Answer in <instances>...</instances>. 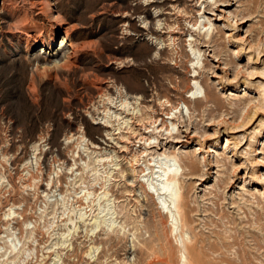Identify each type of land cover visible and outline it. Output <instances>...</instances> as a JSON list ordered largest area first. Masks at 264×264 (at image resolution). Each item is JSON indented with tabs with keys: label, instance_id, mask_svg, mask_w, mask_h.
<instances>
[{
	"label": "rangeland",
	"instance_id": "obj_1",
	"mask_svg": "<svg viewBox=\"0 0 264 264\" xmlns=\"http://www.w3.org/2000/svg\"><path fill=\"white\" fill-rule=\"evenodd\" d=\"M30 1L0 0V264H180L187 233L171 232L163 198L141 182L150 172L144 142H154L148 119H165L172 131L167 117L181 111L175 132L186 135L190 124L196 136L167 145L176 156L170 164L187 174L185 156L211 162L203 180L183 175L179 182L193 183L190 202L200 207L193 227L230 260L264 264V0H230L203 17L204 0H166L159 10L149 5L155 0H56L85 46L69 66L29 50L21 33L27 22L51 33L49 16L32 11ZM124 13L137 29L123 25ZM149 15L159 24L145 21ZM149 26L158 28L157 40L137 32ZM157 50L163 55L156 59ZM96 76L148 89L109 135L96 129L107 117L93 90ZM206 82L218 99L201 109L183 102L192 91L202 97ZM250 100L261 105L247 114ZM245 114L247 124L236 128ZM108 138L107 151L93 148ZM231 175L225 189L221 180ZM166 235L171 247L163 250Z\"/></svg>",
	"mask_w": 264,
	"mask_h": 264
},
{
	"label": "bare ground",
	"instance_id": "obj_2",
	"mask_svg": "<svg viewBox=\"0 0 264 264\" xmlns=\"http://www.w3.org/2000/svg\"><path fill=\"white\" fill-rule=\"evenodd\" d=\"M165 1L166 0H162V1L155 0L154 2H150L149 5L159 10L162 8V5L165 3ZM206 1L208 5L207 6L204 5L203 10H205V12L201 14V17H203L208 10L213 11L214 8L218 7L220 3L222 6L231 5L230 0H204L202 5ZM252 1L255 3L254 0ZM56 3H57L56 0H35L34 2L30 3L31 4L30 8L32 11L38 10L37 14H45L49 16L51 33L47 37L42 34L39 26L34 22H27V24L23 26L21 33L27 38V44L29 46V50H33L39 47L40 49L39 53L44 55L43 57L46 60L53 62L54 65L64 64L69 66L76 63V61L79 58L80 52L84 49L85 46L83 44L77 43L73 39L75 26H73L72 24L71 25L68 24L67 21L64 20V18L62 19V16L56 7ZM252 8L253 7H251V9ZM138 13L140 12L136 11L134 14H138ZM132 17L133 15L124 13L122 15L121 22L126 27L130 25L132 28L137 29L136 25L132 22L133 20ZM207 19L209 20L210 23H212L211 18H207ZM243 19H245V17H243ZM145 21H149L150 25L152 24L158 25L160 19L158 20L157 17L153 15H149L147 18H145ZM236 21L238 22L239 20L237 19ZM204 26H206V23L204 24ZM209 31L210 28H208L205 31L206 35L209 34ZM214 31L215 28H212L211 30L212 38L214 35ZM137 32L143 34L147 33L150 36L151 35L155 36L154 38L157 40L156 35L158 33V28L156 29L153 26L151 27L149 26V28L141 27V29H138ZM200 32H201V28H199V33ZM61 34H63V37L58 41L57 39ZM259 39L261 40V36L259 37ZM197 50L201 52L200 49ZM234 53L238 54L239 51L237 49H234ZM162 55L163 53L160 50H157L155 57L157 59ZM123 63L124 61L121 60V64ZM90 76H94V74L90 73ZM199 76L200 73L198 75H195L193 79L196 80L197 77ZM96 79L98 80V82L96 85L93 86V90L95 95H97V97L101 99L99 102L102 103L103 112H106L107 115L104 121L97 122L98 127L96 129L97 130L103 129L109 135L113 129L119 130V127L121 125L127 123V119H126L127 115L123 116V114L128 113L130 111L136 112L137 109L136 107H138L141 103H143L144 99L148 97V89L142 83H137V82H130V81L124 82L125 80L118 81L114 79L111 80V79L98 78L97 76L95 77L94 81H97ZM93 84L95 83L93 82ZM119 86L124 87L125 91L124 92L119 91L118 89ZM234 87H238V83ZM206 88L207 89L206 91H204L202 97L196 96V91H192L194 92L193 95H190L188 98L183 99V102L185 104H190V105L195 104L197 109H201L202 107L205 108L210 101H214L215 99H218V97L214 95L211 86L207 82H206ZM168 101L170 100L168 99ZM254 103L256 102L251 100L249 102H246L245 108L247 109L246 110L244 109L246 111L244 113H247L249 110H253V108L255 107L257 108L258 104L254 105ZM260 103L259 105H261ZM94 109L96 112L99 110L96 109V107ZM180 113L181 114H177V112H173L169 117H167V119L171 120L170 124L172 125V127H174L172 131H168L169 126L165 119H161V121L157 123V121H153L154 120L153 118H149V119L146 118L151 124L150 129L147 133L149 134L151 133V137L154 139V142L152 141L149 142V140H145L144 142L145 150H146L145 151L146 168H148L150 172L144 175L145 177H149L148 179L149 182H146V179H144L142 180L143 182L141 183H145L149 186V193H152L153 195L158 194L160 198H163L162 200L163 207H161L162 210L161 216L162 214L163 215L165 214L167 215V217H169L171 222V229H170L171 232L173 234H177L178 231L180 230L179 234L181 235V237L183 236V233H187V239L185 240L183 238L182 240L183 248L181 249L182 255L180 259V264H219V260L226 261L227 264H239L236 261L230 260L229 258L225 257V255L222 252L221 245L218 244L215 240H212L211 236L205 237L203 234L197 233L195 228L193 227V223L195 222L193 218V214L194 212L200 211L199 206H198L199 208H196L198 204L195 207L192 206L190 202L193 183L190 184L186 183L184 185L182 184L183 185L182 188L181 185L179 186V182L182 179L183 175L189 177L190 180L193 179L203 180V177L207 176V173H209L208 171H210V168L209 170L206 168H208L211 165V162L207 160L206 156H203L202 160H198L195 155H187L185 156V158L182 159L184 166L189 170V173L187 174H183V172L179 173V169L174 167L175 164H170V161L175 160L176 156L173 157L170 156L168 152L169 148L167 147V145L170 142H172L173 144L174 141L176 143L186 142L185 144H189L194 140V136H196V135L190 136L188 132L190 130V124L185 126L187 127V131L185 132L187 133L186 135L183 136L180 128H178L177 131L175 132V127H177L176 121H178V119L180 120L184 118V115L182 117V111ZM247 114H245V116L242 117V121H241L242 125H239V123H237L239 126H237L236 128L242 127L247 124L249 119L248 118L249 116H247ZM103 118L104 117H102L101 119ZM98 119L100 118L93 117L94 121ZM236 121H238V119H234L233 123H235ZM144 124H145L144 126H146V123ZM164 125H166V128L164 129L163 127L160 129V126H164ZM165 131H167L166 134ZM164 140L165 143L163 142ZM108 141H110V138H108L107 141L106 140L96 141L97 145L94 146L92 145V146L94 149L96 148L100 152L107 151ZM228 141L229 140H227V142ZM197 143L198 145H200V149L204 147L203 141L201 142V139H198ZM163 148H164V152L159 153L158 151L162 150ZM150 149H155V151L150 152ZM209 149H210L209 152L213 151L212 147H210ZM256 150L257 149H255L254 151ZM138 160H139L138 155H133V161L137 162ZM164 160H168V161H165L164 163L161 162ZM159 163H160L159 170H156V164ZM233 178H235V176L231 175V177H228L227 179H222L221 182L223 183L224 187L227 186L228 184H231ZM209 220L211 221V219ZM163 222L165 223V221ZM215 234L217 235V237H221L220 234L218 233ZM222 240H223L222 242L224 243L225 239ZM159 245L163 250H165V248L168 246L171 247V241L168 238V235H166V244L164 245L163 242H160ZM156 253L157 252L154 249L152 251V254L155 255ZM215 253H220L221 257L218 259L210 258V255Z\"/></svg>",
	"mask_w": 264,
	"mask_h": 264
}]
</instances>
